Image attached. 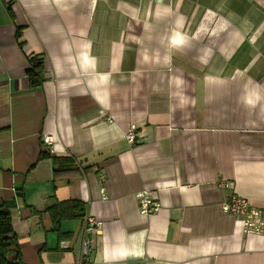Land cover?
Instances as JSON below:
<instances>
[{"label": "crops", "instance_id": "1", "mask_svg": "<svg viewBox=\"0 0 264 264\" xmlns=\"http://www.w3.org/2000/svg\"><path fill=\"white\" fill-rule=\"evenodd\" d=\"M233 194L264 209V0H0V205L23 264H264V236L222 210ZM70 200L98 234L55 229Z\"/></svg>", "mask_w": 264, "mask_h": 264}, {"label": "trees", "instance_id": "2", "mask_svg": "<svg viewBox=\"0 0 264 264\" xmlns=\"http://www.w3.org/2000/svg\"><path fill=\"white\" fill-rule=\"evenodd\" d=\"M17 40L21 38V29H17ZM27 76L31 87H40L45 81V61L42 55H33L29 60ZM52 159L57 174L72 173L74 162L71 157H51L44 152L39 160ZM55 229L59 232L60 225L67 220L80 219L85 216V206L79 201L54 202L48 209ZM64 237V236H61ZM0 264H23L18 235L16 234L10 208L0 205Z\"/></svg>", "mask_w": 264, "mask_h": 264}, {"label": "built area", "instance_id": "3", "mask_svg": "<svg viewBox=\"0 0 264 264\" xmlns=\"http://www.w3.org/2000/svg\"><path fill=\"white\" fill-rule=\"evenodd\" d=\"M126 140L130 145L136 144V135L132 130L126 134ZM42 142L44 145H52L54 142L53 136L51 134H44ZM217 185L221 189L227 190L232 187V183L228 181H219ZM137 198L140 212L143 215H153L161 209L160 203L152 197L151 192L148 190L138 192ZM222 210L241 222L244 234L264 236V209L255 207L248 200L233 194L222 203ZM84 221L88 227L87 232L94 231L98 234L103 228V223L93 216L84 217ZM90 253L91 240L84 238L82 255L88 257Z\"/></svg>", "mask_w": 264, "mask_h": 264}]
</instances>
